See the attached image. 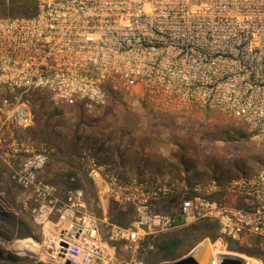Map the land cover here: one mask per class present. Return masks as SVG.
<instances>
[{"label":"built area","instance_id":"2783aa9c","mask_svg":"<svg viewBox=\"0 0 264 264\" xmlns=\"http://www.w3.org/2000/svg\"><path fill=\"white\" fill-rule=\"evenodd\" d=\"M33 1V14L0 16V153L21 158L12 179L31 191L36 218L73 210L58 237L68 243L58 245L61 263L110 264L100 219L85 211L75 177L46 179L51 146L20 133L43 103L92 112L121 90L225 113L264 141V0ZM81 154L95 185L135 208L134 225L114 228L113 240L141 245L205 218L217 220L222 240L264 238V168L222 181L136 177L93 148Z\"/></svg>","mask_w":264,"mask_h":264},{"label":"rangeland","instance_id":"374dc122","mask_svg":"<svg viewBox=\"0 0 264 264\" xmlns=\"http://www.w3.org/2000/svg\"><path fill=\"white\" fill-rule=\"evenodd\" d=\"M37 111L35 123L20 134L51 146L43 174L53 183H59L68 171H83L87 176L81 154L85 148H93L100 160L119 167L122 174L136 177L222 181L264 168V141L254 137L242 121L219 111L192 113L165 106L142 92L121 90L92 112L72 107L53 110L47 103ZM21 162L20 157L10 160L0 153V264H62L58 237L67 219H59L58 212L46 221L35 217L31 191L12 179ZM124 162L129 167L134 164V170L124 168ZM87 178H83L84 188L93 196ZM172 203L176 207L179 198ZM176 231H169V237ZM190 231H181V245L172 253L158 247L147 253L140 248L137 256L146 264H160L186 255L209 239L214 256L230 253L244 257L247 264H264L262 237L249 242L222 240L213 222H208L200 237ZM123 254L130 258L129 253Z\"/></svg>","mask_w":264,"mask_h":264},{"label":"crops","instance_id":"0c3cea01","mask_svg":"<svg viewBox=\"0 0 264 264\" xmlns=\"http://www.w3.org/2000/svg\"><path fill=\"white\" fill-rule=\"evenodd\" d=\"M122 165L125 166L124 168H127V170L130 169L131 171L134 170L133 167H135L134 164H131L130 167L126 166L125 162L122 163ZM76 174L81 181L77 187L83 189L84 192V201L86 205L85 211L97 216L100 219L101 241L102 245H106L105 248L108 251L110 264H144L143 259L138 258L137 256L139 254L138 249L143 248L142 243L140 245V243L137 244L135 241H129L124 238L113 240L112 236V230L114 228H125L134 225L136 220L135 208L131 205L120 204L112 201L110 196L103 193L102 190L99 189V187H97L89 178L91 180L90 183L94 188V194L93 196H90L86 188H84L85 185L83 183V178H87V176L83 173V171H78ZM158 206L162 207L163 204L159 203ZM94 207H97L96 209L98 210V215L92 210ZM60 213L59 219L68 220L74 212L70 208L61 206ZM123 252L129 253L130 258L126 259Z\"/></svg>","mask_w":264,"mask_h":264},{"label":"trees","instance_id":"16d2710c","mask_svg":"<svg viewBox=\"0 0 264 264\" xmlns=\"http://www.w3.org/2000/svg\"><path fill=\"white\" fill-rule=\"evenodd\" d=\"M35 2L33 0H0V16L4 15H29L35 12ZM2 14V15H1ZM66 176H74L75 181L71 184L72 186H77L80 184L79 178L75 172L68 171L67 175L64 174L63 177ZM208 222H213L218 226L217 220L214 219H201L199 221L186 224L175 228L173 230L179 229L175 233L171 235L169 231L160 233L156 236L147 237L145 241L142 242L143 249L147 250V253L153 251L156 247L159 249H165L174 252L182 242L181 231H186L191 229L190 234H192L195 238L200 237V235L204 234L208 227ZM23 225V224H22ZM12 234H8L7 237L10 238ZM152 246V248H150ZM144 264H146L147 260H143ZM35 264H43V263H35ZM149 264H151L149 262ZM155 264V263H154Z\"/></svg>","mask_w":264,"mask_h":264},{"label":"water","instance_id":"95a60500","mask_svg":"<svg viewBox=\"0 0 264 264\" xmlns=\"http://www.w3.org/2000/svg\"><path fill=\"white\" fill-rule=\"evenodd\" d=\"M60 245L65 248L68 243L61 241ZM66 263L74 264L70 260H67ZM160 264H246V260L242 256L230 253H218L214 256L210 240L204 239L186 255L175 260L161 262Z\"/></svg>","mask_w":264,"mask_h":264},{"label":"bare ground","instance_id":"6f19581e","mask_svg":"<svg viewBox=\"0 0 264 264\" xmlns=\"http://www.w3.org/2000/svg\"><path fill=\"white\" fill-rule=\"evenodd\" d=\"M211 249H212V244H211ZM212 253H213V250H212Z\"/></svg>","mask_w":264,"mask_h":264}]
</instances>
